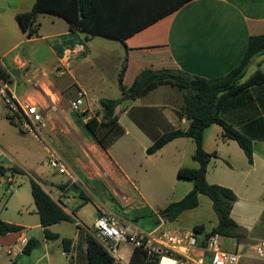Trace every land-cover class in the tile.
Here are the masks:
<instances>
[{
    "label": "crops",
    "instance_id": "crops-1",
    "mask_svg": "<svg viewBox=\"0 0 264 264\" xmlns=\"http://www.w3.org/2000/svg\"><path fill=\"white\" fill-rule=\"evenodd\" d=\"M33 2L34 0L26 8L19 5L0 6V64L8 74L9 89L15 99L18 102L31 99L42 109V113L46 103L54 102L50 95H55L58 100L67 94L70 99L75 95L77 88L85 91L86 106L95 113L100 109L101 97L120 100L115 111L124 133L106 148L84 134L85 148L82 152L74 154L70 162L75 170L70 168L80 179L76 185L84 194L90 198V187L99 186L95 201L90 198L85 203L91 202L94 205L96 216L102 211H108L119 217L121 214L129 218V213L142 209V214L136 212V220L129 218L130 225L139 229L146 227L145 229L149 230L162 224L176 230L192 229L197 223H203L208 229L215 226L217 216L210 226L202 221H195L188 225L175 224V227H171V222H163L160 219L158 223L155 222L154 216L148 215L149 211L156 213L169 202L182 198L192 188L190 180L177 175L180 167L197 165L193 159L195 142L192 138L175 137L155 152L146 151L162 133L188 126L189 120L180 114L183 91L172 85H160L141 97L124 100L122 96L127 93L123 92L117 78L119 92L116 97L96 96L90 90L98 87L99 81H105L104 78H96L95 70L118 75L124 58L126 69L122 84L126 88L143 69L177 70L190 76L205 78L222 76L238 64L249 36L264 33V0H94L92 22L100 29L98 32L102 33L83 29L70 30L63 17L47 13L50 26L45 27L43 22L36 19L39 26L38 33L34 36H28L16 20L20 39L13 43V34L7 30L10 20L6 12L11 11L15 17L16 11L30 9ZM61 35L64 37L55 43L49 41ZM97 37L115 41L117 44L112 49H109V45L98 47L95 44ZM75 44L81 45L83 49L71 59L67 70H58L59 57L64 48ZM40 47L44 49L43 54L38 53ZM39 56L45 57L42 67H33L32 61ZM257 69L264 71V53L255 55L249 61L243 79ZM100 92L102 94L103 91ZM7 113V109L0 104V116L4 115L8 120ZM220 113L225 121L251 138L252 161L248 162L237 141L224 137L220 124L212 123L203 131V149L215 154L207 164L205 178L207 182L227 186L235 193L236 200L230 214L244 231V237L238 242V246H246L264 240V84L251 86L229 98ZM8 122L19 131L30 133L46 153L43 127L40 130V139L20 125L18 127L9 120ZM0 164L7 167L16 166L24 171L15 156L1 146ZM50 169L49 176L42 177V181L39 177L35 180L73 218L76 216L75 211L80 213L85 203H79L75 210L67 207L68 202L79 198L77 189L74 185H68L65 175ZM59 175L64 178H59ZM10 179L8 177L6 180ZM66 182L67 189H60L59 185ZM109 184L117 189L121 198L126 199V203L131 201L128 204L130 207H125L126 204L115 195ZM105 191L116 198L115 207L109 200L113 196L109 198ZM166 196H170L166 205L160 207L152 203ZM204 196L206 195H198L199 204L205 201L211 205V200L207 201ZM24 207L23 203L13 204L12 208L18 217L3 215L7 207L0 209L2 220L19 226L18 230L0 235V264H5L7 260L10 264H16L14 257L21 259L22 254L30 255L38 247L39 241L32 234L34 229L40 232L43 255L48 259V263L52 260L53 250L64 259V264H89L85 235L92 232L84 225L81 217L76 216L71 220H61L48 225L52 232L59 234V238L47 239L35 204L34 209L29 211ZM116 208L121 213H116ZM32 216L36 217L33 222L28 218ZM143 217L147 222L145 226L138 224ZM62 223H72L75 226L74 231L68 235L63 233ZM30 238L36 239L38 245L30 253H24L23 247ZM61 238L71 239L68 250L64 249ZM23 239H26V243ZM51 242H55V246ZM132 250L131 246L130 253L126 256L127 261ZM118 251L117 259L120 260ZM41 257L42 255H39L38 259ZM205 258H208L207 254Z\"/></svg>",
    "mask_w": 264,
    "mask_h": 264
},
{
    "label": "trees",
    "instance_id": "trees-1",
    "mask_svg": "<svg viewBox=\"0 0 264 264\" xmlns=\"http://www.w3.org/2000/svg\"><path fill=\"white\" fill-rule=\"evenodd\" d=\"M41 12L63 17L68 22L70 30L83 29L93 33H102L98 32L100 29L95 27L92 22L94 0H34L30 9L15 12V19L28 36L37 35L39 24L36 19ZM262 53H264V33L251 35L238 64L222 76L205 78L190 76L177 70L143 69L127 88L122 84L126 69V58L123 59L117 75L118 83L123 92L133 98L141 97L160 85H172L183 91V105L180 114L189 120L188 126L162 133L147 147V153L155 152L166 142L179 136L190 137L195 142L193 159L197 165L195 167H180L177 172L178 177L192 182V188L182 198L169 202L163 208L158 209L156 213L149 211L148 215L154 216L155 222L159 223L160 219L167 223L175 221L183 211L197 207L199 204L198 195L203 194L211 200V207L217 216V223L210 229L206 228L203 223H197L192 226V229L197 232H204L205 235L217 232L232 237L237 242L244 237L243 229L230 214L233 202L236 200L235 193L229 187L209 183L205 178L207 164L215 154L208 153L203 149L202 140L205 127L212 123H218L223 127L224 137L237 141L247 156L248 162L251 163V138L225 121L220 112L223 104L229 98L238 95L251 86L264 84V71L260 69L243 79L249 61L255 55ZM0 76L8 79V74L1 64ZM119 101V99L101 97L99 99V111L86 120L83 119L85 114L74 112L72 114L74 122L87 137L106 148L124 133V128L115 111ZM6 117L11 123L19 127L20 114L18 112L8 111ZM7 171L12 175L23 172L16 166L7 167L0 164V174H5ZM59 187L62 190L67 189V182L60 184ZM74 187L77 189L81 203L90 200L78 185L74 184ZM30 190L40 223L44 227L45 238H59V234L52 232L48 225L61 220H71L72 217L35 179H30ZM18 229V225L0 218V235ZM85 241L89 264H114V257L98 242L94 232L86 233ZM61 242L64 249L68 250L71 239L61 238ZM37 245L38 241L30 238L24 245L23 252L30 253ZM128 264H156V262L147 260L140 248L133 247Z\"/></svg>",
    "mask_w": 264,
    "mask_h": 264
},
{
    "label": "rangeland",
    "instance_id": "rangeland-1",
    "mask_svg": "<svg viewBox=\"0 0 264 264\" xmlns=\"http://www.w3.org/2000/svg\"><path fill=\"white\" fill-rule=\"evenodd\" d=\"M33 0H0V6L2 5H19L21 7H29ZM9 11V10H8ZM9 17V24L7 27V30L11 31L13 36L11 38L12 42H17L20 39V29L18 28V24L16 22V19L14 17V14L10 12H6ZM49 15L47 13H40L37 17L38 21L43 22L45 27H49L48 23V17ZM64 36L61 35L59 37H55L54 39H49L50 42L55 43L58 39L63 38ZM96 45L98 47L104 45H109V49H112L115 47L117 42L115 41H106L102 37H97L95 39ZM38 44V43H36ZM28 45H25V47ZM72 46V45H71ZM38 53L43 54L44 49L40 47V50ZM45 60V57L39 56V58H36L35 61H32V66L41 68L43 65V61ZM61 71V70H60ZM97 72L94 73L96 78H104V83H97L99 86L96 87L93 90H90L91 93L96 94V96L99 95H106L110 97H116L118 95V87H117V74L113 72H100L99 70H95ZM100 91H103L102 94ZM51 98L54 100L52 103H46L43 107V120L45 122V126L43 127V143L46 145L51 146L54 150L58 152V154L61 156L62 160L67 164L69 167L75 170V167L70 165V162L72 160V157L74 154L82 152V150L85 148L84 146V140L85 135L80 129L79 126L74 122L72 114L73 111L69 108V97L67 94H64L60 97V99H56L55 95H50ZM1 101V99H0ZM2 104V101L0 102ZM42 139V138H40ZM0 146L5 147L8 149L11 154L15 156V158L21 163V165L24 168L23 174H11L10 172H6L5 174H0V209L4 208L7 210L3 212V215L7 217H14L17 216V213L15 210H13L12 206L13 204L19 205V203H23L25 205V210L29 211L31 209H34V201L30 192V186H29V179H35L36 177H39L40 181H42V177L49 176L51 173V169L47 163L46 159V153L42 147V145L38 142L36 138H34L30 133L28 132H21L19 129L13 125H11L8 120L5 118L4 115L0 116ZM25 149V150H24ZM2 161V160H1ZM13 164V162H12ZM10 177L11 179L7 181L6 179ZM59 178L63 179L64 176L59 175ZM99 185V184H98ZM112 191L115 192V195L121 199L122 202H124L125 207H130L128 204H130V200H128L126 203V199L121 198L119 195V192L117 189L112 185L109 184ZM99 187V186H98ZM96 187H90L89 189V195L92 200L95 201V198L98 197L99 188ZM106 195L110 198L113 196L112 194L109 195L107 191H105ZM204 198L209 201V198L207 196H204ZM112 202V205L115 207V201L116 198L113 196V198L109 199ZM170 201V196H166V198L152 202L155 206H164ZM81 199L77 198L74 202H68L66 204L67 207H71L74 210L77 209L78 205H80ZM72 205V206H71ZM76 206V207H74ZM116 213L118 212V208H116ZM32 212V211H31ZM136 212L138 214H142L143 210L139 209L136 210L135 213H129V218L131 219H137ZM80 214V215H79ZM75 215L77 217H81L83 220L84 225L89 229V231L94 232V227L92 225L95 217H96V209L94 205L89 202L85 203L84 207L80 210V213H76ZM119 217L125 224L130 225L129 218L126 216ZM74 216L73 218H75ZM18 217V216H17ZM133 217V218H132ZM29 221L33 222L36 218L35 216L28 217ZM72 218V219H73ZM214 219H216V214L213 211L210 204L206 203L205 201H201L198 207H195L194 209L187 210L184 212L176 221L169 223L171 227H175L174 225H188L191 222L195 221H202L207 226H210L211 223L214 222ZM134 221V220H132ZM163 222H166L162 220ZM146 218H141L138 222V224L146 225ZM63 226V233L70 234L74 231L75 226L72 223H62ZM131 226V225H130ZM143 226V227H144ZM169 228L164 226L163 224L160 226H154L152 228ZM146 227H144L143 230ZM150 228V229H152ZM141 229V228H140ZM149 229V228H148ZM149 229V230H150ZM33 237H35L39 241L38 247L30 254H22L21 259L14 257V261L16 264H54V262H61V264H64V259L61 258L58 254H56L53 250L51 251V255L53 253V256H51L52 260L49 261L48 259L43 255L44 251L42 249V241L39 238L40 232L37 229H34L32 231ZM31 234V235H32ZM82 244H84V240ZM231 241H235L234 238L231 239ZM53 246H55V242H51ZM241 245L240 247H242ZM131 246L126 243H120L119 245V251L118 253L121 255V259H117L118 257H115L114 264H128V261L126 259V256L130 253ZM38 252V253H36ZM57 255V259H55V255ZM42 255L40 259H38V256ZM260 264L259 261L251 258H242L240 260L239 264ZM5 264H10L7 260Z\"/></svg>",
    "mask_w": 264,
    "mask_h": 264
},
{
    "label": "built area",
    "instance_id": "built-area-1",
    "mask_svg": "<svg viewBox=\"0 0 264 264\" xmlns=\"http://www.w3.org/2000/svg\"><path fill=\"white\" fill-rule=\"evenodd\" d=\"M75 44L64 48L59 57L58 70H67L71 59L82 50ZM0 99L2 106L9 112L20 114L19 125L37 138H41V128L45 126L42 109L31 99L18 102L9 89L7 79L0 76ZM69 108L73 112L85 114L86 120L95 112L86 106V93L77 88L75 95L69 99ZM47 161L58 174L67 177L68 185L80 182L75 172L68 167L61 156L51 146L45 145ZM94 236L98 242L113 256L118 257L120 243L140 248L147 260L156 264H239L242 258H251L264 263V240L238 246L232 237L212 232L200 233L194 229L176 230L160 227L142 230L125 224L112 212L102 211L93 222ZM26 243V239H23ZM205 254L208 258H205ZM166 261H163V259ZM259 264V263H258Z\"/></svg>",
    "mask_w": 264,
    "mask_h": 264
},
{
    "label": "water",
    "instance_id": "water-1",
    "mask_svg": "<svg viewBox=\"0 0 264 264\" xmlns=\"http://www.w3.org/2000/svg\"><path fill=\"white\" fill-rule=\"evenodd\" d=\"M132 96H130L129 94H125L122 96V99L126 100V99H131Z\"/></svg>",
    "mask_w": 264,
    "mask_h": 264
},
{
    "label": "bare ground",
    "instance_id": "bare-ground-1",
    "mask_svg": "<svg viewBox=\"0 0 264 264\" xmlns=\"http://www.w3.org/2000/svg\"><path fill=\"white\" fill-rule=\"evenodd\" d=\"M163 261H166V259L164 258ZM173 264V263H172Z\"/></svg>",
    "mask_w": 264,
    "mask_h": 264
}]
</instances>
